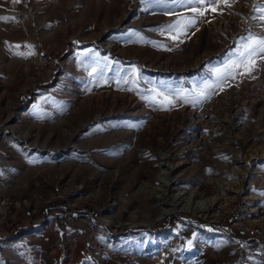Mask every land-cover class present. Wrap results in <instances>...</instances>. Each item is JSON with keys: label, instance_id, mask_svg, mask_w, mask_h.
<instances>
[{"label": "rangeland", "instance_id": "374dc122", "mask_svg": "<svg viewBox=\"0 0 264 264\" xmlns=\"http://www.w3.org/2000/svg\"><path fill=\"white\" fill-rule=\"evenodd\" d=\"M228 3L0 0V264L246 263L202 232L264 225V0Z\"/></svg>", "mask_w": 264, "mask_h": 264}, {"label": "crops", "instance_id": "0c3cea01", "mask_svg": "<svg viewBox=\"0 0 264 264\" xmlns=\"http://www.w3.org/2000/svg\"><path fill=\"white\" fill-rule=\"evenodd\" d=\"M181 218L182 219H179V221H173L172 224L174 222H178L179 225L180 224H182V225L192 224V223L186 221L185 219H183V217H181ZM190 227L193 228L195 226L191 225ZM202 229H207V228H202ZM202 229L199 228V231H202ZM77 231L79 233H81V236L83 238V240L80 242V245H82V247L86 248V249L88 248L86 240H85L86 238L92 239L94 237H97L98 240L102 239L101 236H98V233L94 232V230L90 231L87 228H85V230L82 229L81 223H80V227L77 229ZM209 231L211 232V235H214V236H219V235H221V236L225 235L228 237L230 236L233 243H235V242L238 243L237 241H235L232 238L231 233L229 231L221 233V232L215 231V229L211 228L209 230H203L202 232L203 233H207V232L209 233ZM199 236L202 237L203 235L201 234ZM95 240L97 241V239H95ZM241 244L242 243H240V246L243 247V245H241ZM78 245L79 244H77V248H78ZM90 245L91 246L89 248L93 249L94 243H91ZM121 246L125 247V249H126L125 251L130 254L129 256L132 259H130V258H121L120 259V257H117L119 259V261L124 260V261L131 262V264H160L156 260L158 257L159 258L161 257V255H157V252L159 250V248L157 246H153V245H149V244L147 245V242H145L142 245L143 246L142 247V246H140L139 242H136V244H135V243H131L130 240L122 241L121 243L116 244V247H121ZM242 247H241V249L239 248L240 254L238 253V255L240 257H242V253H243ZM87 253L89 254V256H88V254H87V256H84L81 253H80V256H78L76 254H72V256H73L72 260L73 261L72 262L70 261V263H72V264H116V262H114V260H116V259H110V255L103 256V257L98 256L97 259H101V262L100 261L98 262L97 260H93L94 259L93 255H95V253L92 255L89 252H87ZM133 256H136L137 258L136 257L133 258ZM147 257H149V258H147ZM245 262H246L245 264H260L259 262H257L256 260H253V259H246ZM186 264H189V263H186ZM241 264H244V261H241Z\"/></svg>", "mask_w": 264, "mask_h": 264}, {"label": "built area", "instance_id": "2783aa9c", "mask_svg": "<svg viewBox=\"0 0 264 264\" xmlns=\"http://www.w3.org/2000/svg\"><path fill=\"white\" fill-rule=\"evenodd\" d=\"M238 243L243 245V255L264 264V225L238 219L226 228Z\"/></svg>", "mask_w": 264, "mask_h": 264}, {"label": "snow or ice", "instance_id": "6c2138e0", "mask_svg": "<svg viewBox=\"0 0 264 264\" xmlns=\"http://www.w3.org/2000/svg\"><path fill=\"white\" fill-rule=\"evenodd\" d=\"M190 3L196 4V5H207V4H216L217 0H189ZM223 3L226 4L227 6H231L228 3V0H223ZM192 11L197 12V8L193 7ZM213 11H215V8H213ZM260 11L264 12V7L260 8ZM198 15H204V13L202 11L197 13ZM261 20H264V16L260 17ZM172 28L178 27V25H173V26H169ZM252 43L245 45V47L247 49H249L248 55L249 57L255 55L257 53V51H259V53H264V38H251Z\"/></svg>", "mask_w": 264, "mask_h": 264}, {"label": "bare ground", "instance_id": "6f19581e", "mask_svg": "<svg viewBox=\"0 0 264 264\" xmlns=\"http://www.w3.org/2000/svg\"><path fill=\"white\" fill-rule=\"evenodd\" d=\"M64 136H67L66 134L64 135ZM69 139H70V137H68ZM66 139V138H65ZM167 160H168V157L165 155V154H162V161H164L163 162V164H162V173H160L161 175L160 176H164V174H167V175H169V171H168V162H167ZM163 178V177H162ZM165 179V178H164ZM151 185V184H150ZM153 189L155 188V187H153V186H151ZM154 190H158V188H156V189H154ZM5 191L4 190H0V199L1 198H3V196H4V193ZM183 195V194H182ZM185 200L187 201V205L189 206V207H191V206H194V205H196V208H197V210L199 211V212H203L204 211V209H206L207 208V206H208V202H206V201H204V202H196V204H195V201L193 200V198H192V196H189V197H187V198H185ZM210 203V202H209ZM188 208V207H187ZM193 210V209H192Z\"/></svg>", "mask_w": 264, "mask_h": 264}, {"label": "trees", "instance_id": "16d2710c", "mask_svg": "<svg viewBox=\"0 0 264 264\" xmlns=\"http://www.w3.org/2000/svg\"><path fill=\"white\" fill-rule=\"evenodd\" d=\"M61 211H64L62 208H58L57 206H53V207H50L49 208V210H47V214L48 215H51V214H56V213H61ZM33 216L31 217V218H29V219H27L25 222H23L22 224H17V226H15V228H14V230H17L20 226H22V225H25V227L27 226V224L29 223V222H31L29 225L30 226H32V224H33ZM179 219H182L181 218V216L179 215L178 217L177 216H174V215H172V222L173 221H179ZM215 229V231H218V232H228V230L226 229V228H214ZM232 236V235H231ZM232 238L234 239V240H236V238L235 237H233L232 236Z\"/></svg>", "mask_w": 264, "mask_h": 264}]
</instances>
